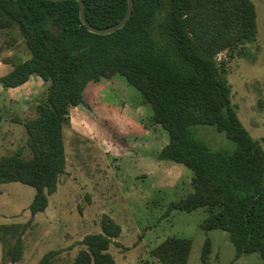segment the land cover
Masks as SVG:
<instances>
[{"label": "trees", "instance_id": "obj_1", "mask_svg": "<svg viewBox=\"0 0 264 264\" xmlns=\"http://www.w3.org/2000/svg\"><path fill=\"white\" fill-rule=\"evenodd\" d=\"M89 23L109 28L126 16L128 0H84ZM18 28L30 50L0 83L7 89L26 84L33 76L48 84L38 100L37 116L25 120L24 149L0 159V185L19 182L35 188L32 214L44 212L66 172L64 128L70 112L88 107L90 84L123 76L153 111V124L169 142L157 155L189 168L193 191L169 204L173 211L207 208L205 231L222 230L236 248L231 264L258 253L264 261V149L239 118L225 62L230 52L247 57L248 43L257 37L256 6L252 0H134L133 14L120 30L91 33L82 23L77 0H0V29ZM211 126L235 142L232 152L212 150L196 139L193 127ZM102 231L84 237V246L67 264H116L110 248L122 227L104 215ZM19 236L10 251L13 262L22 255ZM192 241L169 237L151 256L162 264H187ZM212 240L207 238L201 259L208 264ZM57 250L38 264H52ZM143 264H151L149 261Z\"/></svg>", "mask_w": 264, "mask_h": 264}, {"label": "rangeland", "instance_id": "obj_2", "mask_svg": "<svg viewBox=\"0 0 264 264\" xmlns=\"http://www.w3.org/2000/svg\"><path fill=\"white\" fill-rule=\"evenodd\" d=\"M256 6L258 32L247 44L249 55L230 52L218 56L225 62L232 89V103L250 135L264 149V0ZM30 50L18 28L0 29V78L29 59ZM48 84L33 76L26 84L7 89L0 83V159L24 149L23 122L38 114V100ZM89 106L72 108L64 128L66 172L58 190L49 196L44 212L32 214L35 188L19 183L0 185V264H38L51 250L59 253L52 264L72 262L84 249L86 235L102 231L104 215L122 227L110 253L116 264H162L150 252L169 237L192 241L187 264H205L202 250L212 240L208 264H231L236 248L229 233L205 231L200 224L209 215L207 208L173 211L169 204L193 191L192 171L172 161H158L168 133L153 124V111L142 104L141 93L123 76L103 79L87 88ZM199 141L212 150L232 152L235 142L211 126H195ZM21 236V258L13 262L10 251ZM235 264H264L258 253L243 255Z\"/></svg>", "mask_w": 264, "mask_h": 264}, {"label": "water", "instance_id": "obj_3", "mask_svg": "<svg viewBox=\"0 0 264 264\" xmlns=\"http://www.w3.org/2000/svg\"><path fill=\"white\" fill-rule=\"evenodd\" d=\"M48 1L58 2V1H65V0H48ZM77 1L80 4V17H81L82 23L88 28V30L91 33L98 34V35H108V34H112L122 29L127 24V22L129 21V19L131 18L133 14L134 0H128V10L123 20H121L118 24L112 27H109V28H103V29L97 28V27L92 26L87 19L85 1L84 0H77Z\"/></svg>", "mask_w": 264, "mask_h": 264}, {"label": "crops", "instance_id": "obj_4", "mask_svg": "<svg viewBox=\"0 0 264 264\" xmlns=\"http://www.w3.org/2000/svg\"><path fill=\"white\" fill-rule=\"evenodd\" d=\"M75 108H81V106H78V107H75ZM167 144H168V142H167L165 145H167ZM165 145H164V146H165ZM161 150H162V148H161ZM161 150H160V151H161Z\"/></svg>", "mask_w": 264, "mask_h": 264}]
</instances>
